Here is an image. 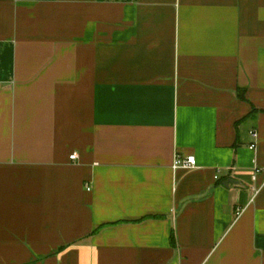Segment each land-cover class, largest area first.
I'll return each instance as SVG.
<instances>
[{"label": "crops", "instance_id": "crops-1", "mask_svg": "<svg viewBox=\"0 0 264 264\" xmlns=\"http://www.w3.org/2000/svg\"><path fill=\"white\" fill-rule=\"evenodd\" d=\"M0 264H264V0H0Z\"/></svg>", "mask_w": 264, "mask_h": 264}, {"label": "built area", "instance_id": "built-area-1", "mask_svg": "<svg viewBox=\"0 0 264 264\" xmlns=\"http://www.w3.org/2000/svg\"><path fill=\"white\" fill-rule=\"evenodd\" d=\"M249 134L254 139V141L249 144V147L254 148L255 147V140L258 136L256 129L250 130ZM75 158H76V153H74L70 156V159H75ZM195 167H196V159H195L194 155H192V154L191 155H185V156H181L179 154L174 155L173 164H172V168L174 170L179 169V168L189 170V169H193ZM86 189L89 190L90 187L87 186Z\"/></svg>", "mask_w": 264, "mask_h": 264}, {"label": "water", "instance_id": "water-1", "mask_svg": "<svg viewBox=\"0 0 264 264\" xmlns=\"http://www.w3.org/2000/svg\"><path fill=\"white\" fill-rule=\"evenodd\" d=\"M223 185H225L226 187H228L229 185H238V181L230 178L224 181Z\"/></svg>", "mask_w": 264, "mask_h": 264}]
</instances>
